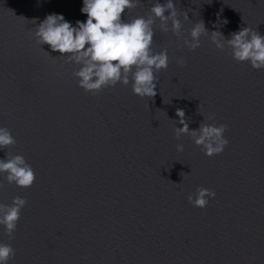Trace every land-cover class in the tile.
Wrapping results in <instances>:
<instances>
[{
    "label": "clouds",
    "instance_id": "clouds-1",
    "mask_svg": "<svg viewBox=\"0 0 264 264\" xmlns=\"http://www.w3.org/2000/svg\"><path fill=\"white\" fill-rule=\"evenodd\" d=\"M137 7H143L141 0H83L81 12L87 15L86 21H76V26H73L63 15L49 14L35 27L33 35L37 44H47L52 52L65 57V63L79 66L72 74L85 92L95 95L118 83L124 86L131 83L134 95L154 98L157 94L155 73L166 70L169 63L167 48L159 52L153 49L154 26L158 19V27L162 33L171 31L179 39L181 13L174 0H166L163 4L157 0L150 7L148 16L125 19L126 10ZM183 18L189 19L187 12L183 13ZM209 34L216 49L223 50L227 46L235 61L248 62L254 70H264V35L257 30L242 27L226 39L220 31L209 32L204 22L199 20L189 30L190 39L184 38L183 44L194 51L201 46V36ZM177 62L183 65L186 61L178 58ZM197 112L204 116V120L197 129L190 130L184 109H176L175 114L179 120L175 121L183 125L174 129L176 138L187 135L206 156L219 155L229 143L224 135L227 126L204 122L213 121L214 115L205 116L202 105L198 106ZM15 143L10 130L0 127V149H7ZM176 148L179 152L184 150L183 144H177ZM0 175L4 176L8 184H15L20 188L31 187L36 179L35 172L25 157L10 152H6L5 157L0 159ZM180 175L183 178L186 176L184 172ZM3 187L4 184L0 183V188ZM215 196L214 190L197 187L195 194H189L187 200L193 207L203 209ZM26 204L27 200L20 196L14 197L11 204L0 203V226L9 239H14L13 233ZM14 257L15 249L11 244L0 242V264H8Z\"/></svg>",
    "mask_w": 264,
    "mask_h": 264
}]
</instances>
